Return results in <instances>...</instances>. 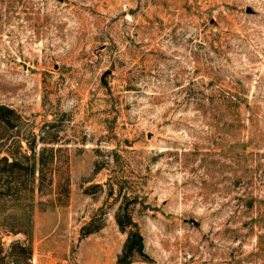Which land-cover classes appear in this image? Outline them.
I'll use <instances>...</instances> for the list:
<instances>
[{"label":"rangeland","instance_id":"374dc122","mask_svg":"<svg viewBox=\"0 0 264 264\" xmlns=\"http://www.w3.org/2000/svg\"><path fill=\"white\" fill-rule=\"evenodd\" d=\"M0 264H264V0H0Z\"/></svg>","mask_w":264,"mask_h":264},{"label":"water","instance_id":"95a60500","mask_svg":"<svg viewBox=\"0 0 264 264\" xmlns=\"http://www.w3.org/2000/svg\"><path fill=\"white\" fill-rule=\"evenodd\" d=\"M133 240H134L135 243L141 245V242H140L141 241V237H140V235H138V234L134 235Z\"/></svg>","mask_w":264,"mask_h":264},{"label":"trees","instance_id":"16d2710c","mask_svg":"<svg viewBox=\"0 0 264 264\" xmlns=\"http://www.w3.org/2000/svg\"><path fill=\"white\" fill-rule=\"evenodd\" d=\"M10 165H15V163H11Z\"/></svg>","mask_w":264,"mask_h":264}]
</instances>
